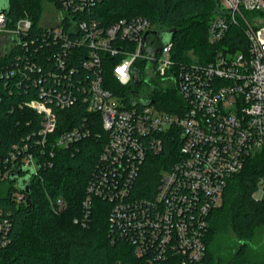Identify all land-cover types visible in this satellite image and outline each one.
Returning <instances> with one entry per match:
<instances>
[{
  "label": "built area",
  "instance_id": "2783aa9c",
  "mask_svg": "<svg viewBox=\"0 0 264 264\" xmlns=\"http://www.w3.org/2000/svg\"><path fill=\"white\" fill-rule=\"evenodd\" d=\"M97 3H52L55 21L35 32L30 17L10 27L8 11L0 10L5 43L0 58L15 51L11 63L0 65V80L19 76L20 87L33 85V98L23 105L41 116L37 131L0 155V181L15 171L37 176L42 165H53L56 150L89 137L84 122L51 140L58 125L55 111L83 105L101 117L106 140L82 200L81 224L88 222L94 199L101 198L111 204L109 237L133 248L136 261L125 264H197L206 255L211 212L223 205L229 180L256 156L263 160V173L253 196L264 199V0H219L209 42L215 46L239 27L247 48H218L206 64L176 61L173 42L162 44L147 17L103 25L94 15ZM45 41L52 55L42 64L38 55ZM109 58L113 76L125 87L118 93L104 85ZM153 78L164 89H177L183 105L176 112L159 108L153 92L137 94L142 81ZM167 140L179 142L176 158L161 172L154 194L140 196L135 188L143 167L150 155L165 151ZM26 197L12 195L18 203ZM58 205L65 207L62 200ZM11 226V213L0 207V248L10 243Z\"/></svg>",
  "mask_w": 264,
  "mask_h": 264
},
{
  "label": "trees",
  "instance_id": "16d2710c",
  "mask_svg": "<svg viewBox=\"0 0 264 264\" xmlns=\"http://www.w3.org/2000/svg\"><path fill=\"white\" fill-rule=\"evenodd\" d=\"M46 2L59 5V0H5L0 10L8 11L10 27L19 19L30 17L32 31H42L40 21ZM97 4L94 15L103 25L124 17L144 16L156 27L162 44L167 34L174 30L173 58L179 62L206 64L213 60L218 48L228 47L230 51L247 48L239 27H232L217 45L209 42V24L219 11V0H99ZM46 42H40L38 56L42 64L52 55ZM14 54L12 51L0 58V65L11 63ZM113 63L111 58L105 61L104 85L118 93L125 87L122 88L113 76ZM137 66L143 67L141 62ZM19 81V76L0 80V155L7 153L13 144L23 142L41 124V116L23 105L33 98L35 88L33 85L20 87ZM153 94L159 108L166 111L176 112V107L183 105L176 88L158 86ZM55 112L58 125L51 140L84 122L92 133L67 149L56 150L51 158L53 165H42L37 176H16L15 171L7 181H0V207L11 213L12 220L10 243L0 248V264L134 263L133 248L109 237V202L95 198L88 222L81 224L82 200L106 140L101 117L87 112L85 106L79 104ZM96 132L103 134L102 139L95 137ZM178 148V141L167 140L163 153L148 157L135 188L140 196L154 194L161 172L175 160ZM262 173L263 160L256 156L249 159L241 173L229 180L223 205L209 217L206 255L197 264H264V260L252 257L248 244L264 226V202L253 196ZM27 185L29 193L25 190ZM16 191L25 193L27 201L18 203L12 199ZM58 200L64 201V208L59 209ZM229 232L238 239L236 247L223 240Z\"/></svg>",
  "mask_w": 264,
  "mask_h": 264
},
{
  "label": "rangeland",
  "instance_id": "374dc122",
  "mask_svg": "<svg viewBox=\"0 0 264 264\" xmlns=\"http://www.w3.org/2000/svg\"><path fill=\"white\" fill-rule=\"evenodd\" d=\"M5 0H0V6ZM58 11L56 8L53 6L52 3L46 2L44 5V12L42 15V19L40 21V25L44 27V25H48L53 23L57 17ZM4 41H0V50L4 46L5 43ZM158 86H162V83L157 79H150L148 82L142 81V83L138 86L137 91L139 95H149L152 92L155 91V89ZM264 202V199H260ZM236 235L232 232H229L228 235L224 237V242L232 244V247H236L237 244H239L238 239H236ZM248 244L250 245V248L252 249V257L256 259L257 261H263L264 260V226L260 227L256 233V237L249 241ZM217 251V250H216Z\"/></svg>",
  "mask_w": 264,
  "mask_h": 264
},
{
  "label": "water",
  "instance_id": "95a60500",
  "mask_svg": "<svg viewBox=\"0 0 264 264\" xmlns=\"http://www.w3.org/2000/svg\"><path fill=\"white\" fill-rule=\"evenodd\" d=\"M174 34H175L174 30H172V32L170 31L169 34H167V37L164 38V45L168 44L173 39ZM151 103H152V101H147L144 104L149 105ZM25 190L29 193V186L28 185L25 187Z\"/></svg>",
  "mask_w": 264,
  "mask_h": 264
},
{
  "label": "clouds",
  "instance_id": "9594fccd",
  "mask_svg": "<svg viewBox=\"0 0 264 264\" xmlns=\"http://www.w3.org/2000/svg\"><path fill=\"white\" fill-rule=\"evenodd\" d=\"M2 19V17H0ZM119 72L123 73L125 71V68L122 66L121 68L118 69Z\"/></svg>",
  "mask_w": 264,
  "mask_h": 264
}]
</instances>
